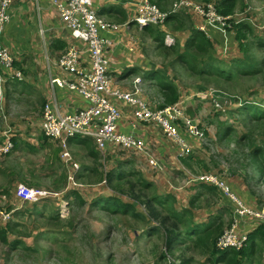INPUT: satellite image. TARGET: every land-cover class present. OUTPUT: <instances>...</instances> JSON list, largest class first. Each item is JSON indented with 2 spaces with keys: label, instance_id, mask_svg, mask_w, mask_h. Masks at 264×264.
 Listing matches in <instances>:
<instances>
[{
  "label": "crops",
  "instance_id": "crops-1",
  "mask_svg": "<svg viewBox=\"0 0 264 264\" xmlns=\"http://www.w3.org/2000/svg\"><path fill=\"white\" fill-rule=\"evenodd\" d=\"M59 1L64 2L65 0ZM139 1L92 0L97 15L107 21L127 25L121 26L117 30L100 33L103 38H108L113 42L107 52L109 71L112 77L111 88L128 90L132 86L133 79L139 77L138 86L141 97L149 103L151 108H158L164 100V94L160 90L161 83L175 85L179 91V97L175 103L181 108L184 116L195 121L202 136H194L188 133L183 125L179 124L178 136L183 138L190 147L188 155H180L175 138L165 135L154 122L137 121L132 114L133 108L129 104L121 99L111 97L121 112L117 123L118 131L126 134L134 133L143 139L145 146L144 150L139 152L107 144L102 150L103 160L101 163L106 170L108 167L135 166L136 171L142 173V175L140 174L141 177L152 183L155 191L153 182L168 183L170 187L168 186L165 192H157L170 193L175 199L172 208L176 211L190 210V226L195 225L204 228L213 222V218L230 220L231 215H233V205L222 189L215 187L216 190L213 192V190L210 191V185L194 181L184 182L194 176L191 163L194 160L197 161L200 155L202 137L206 133L212 134L208 131L209 126L204 123V119L199 118L204 107L203 100L207 101L206 104H210L207 108L212 110V113L220 112L224 111V104L221 101L223 95L218 90L211 93L209 89L203 91L197 87L191 88L186 82V79H192L191 74L187 72L186 63L173 61L177 59V53H182L187 49L186 43L191 32L193 29L197 30V25L203 21L193 5L203 6L208 3L216 5L221 0H188L193 5L181 6L176 11L170 12L171 14L169 13L163 23L149 24L143 27H139L131 20ZM149 1L156 4L161 10L169 12L174 0ZM243 2L242 7H240L239 2L235 4L232 14L239 15L241 13L243 15L241 21L252 27L254 35H258L257 31L261 34L259 36H264V0H243ZM8 10L11 20L4 28L1 41L16 63V69L22 71V79H11L9 78L10 71L0 70V138L3 133H8L14 140L13 150L6 157L0 159V176L4 172V175L11 176L12 181L28 178L27 165L23 168L20 167L17 156L20 155L25 160L31 154L38 153L45 159V169L43 171L36 170V172L55 179L53 174L61 171V164H63L56 162V154L60 155L63 162L65 161L61 157L60 147L43 137L41 130L42 108L49 97L48 77L50 75L65 76L58 69L55 62L56 58L74 40L61 20L59 9L54 4V0H13ZM151 25L158 26L162 31L163 34L160 35V39L163 46L158 44L160 41L155 38L154 32L149 31L148 28ZM236 32L237 30L233 32L230 29L227 36L223 37L221 31L210 27V36L205 35L210 40L209 52L223 68L229 67L242 56L236 40ZM165 33H170L174 37L172 45L164 43ZM248 39L250 40V38ZM224 43H227L225 50ZM174 45L177 46L175 48L177 53L172 50ZM192 49L194 52L196 51L193 47H188V50L193 51ZM170 52H172L171 56ZM252 52L254 53V51ZM161 56L165 60H162ZM197 59L201 60L199 64H202L206 58ZM183 73L184 76L182 77L181 74ZM202 85L203 82L201 81L199 86ZM56 97L64 111L73 110L86 104L78 92L64 88H56ZM198 97L202 100H198ZM213 107L222 109L215 111ZM226 107L230 108L229 106ZM214 128L217 130V126ZM69 147L73 149L83 147L84 152L81 157L84 160L80 165L74 160L68 164L66 179L68 174L72 180H68L69 185L63 187L64 191L67 192L70 185H74L73 182L85 186H94L88 183L83 184L75 178L79 172L87 177L90 167L94 166L95 160L93 154L89 153V147L101 154L94 139L79 135L68 140V150ZM150 158L157 161L155 166L150 163ZM14 162L17 163L16 167H20L16 173L13 170ZM74 165H77L78 168H75ZM248 168H251L252 172L256 170L252 166ZM19 172H21V176ZM243 172L248 174L247 168ZM183 178L185 179L182 183ZM225 182L244 203L257 206L253 195L249 192L250 190L246 189L244 182H237V179L236 182L231 183L230 180H225ZM188 187H193V190H186ZM71 188L73 187L71 186ZM0 190L3 192L1 187ZM32 192L33 195L29 196L28 203L32 205L42 204L43 207L48 208H50L49 197L59 194L38 188L33 189ZM1 196L4 197L5 195ZM213 196L216 197L215 201ZM181 197L184 199H180ZM200 200L205 201L207 208L201 216H197L196 209L202 208ZM59 201L53 202L55 210L60 205ZM178 203H181L182 206H178ZM204 216L205 218H203ZM199 217L202 219L196 220ZM239 225L245 232L251 231L256 226L254 222L252 224L248 221V217H240Z\"/></svg>",
  "mask_w": 264,
  "mask_h": 264
},
{
  "label": "rangeland",
  "instance_id": "rangeland-1",
  "mask_svg": "<svg viewBox=\"0 0 264 264\" xmlns=\"http://www.w3.org/2000/svg\"><path fill=\"white\" fill-rule=\"evenodd\" d=\"M256 33L261 35L257 31ZM252 51H254L257 58H264V48H255L252 49ZM171 53L172 52H170V56L172 55ZM163 58L164 57L161 56V59L165 60ZM254 67H259V64H256ZM262 67L263 71L256 75H236L233 79L228 81L221 78H217V80L215 76L208 75L206 80L200 79L203 85L199 86L201 81L196 80L197 77L191 74L192 79H186V82L191 88L197 87L199 90L203 91L209 89L211 93L218 90L219 93L223 95L221 101L224 104V110L229 109L226 106L230 108L235 106L236 102L233 98H249L261 107H264V64ZM230 69L233 70V67L231 66ZM181 76L183 77L184 73L181 74ZM198 100H202V98L198 97ZM203 102L204 107L202 108L203 111H201L199 118L201 120L204 119V123L209 126L208 131L212 134L208 135L206 133L202 137L200 155L197 161L194 160L191 163L193 175L195 176L203 172H212L224 182L225 180H230L232 183L236 182L237 179V182H244L248 191H254L253 199L255 198L254 201L256 205L263 204L264 170L262 169H264V167L261 169L262 171L256 168L255 172L254 170L252 172L251 168H247L248 174L243 172L246 167L242 166L244 162V155L242 153L246 151L247 148L241 145L242 142L237 141V135L246 131L247 126L242 127L240 125L237 115L233 116L229 114L216 116L215 113L217 112L212 113V110L207 108L210 104H206L205 102L207 101L205 100H203ZM213 109L219 111L222 108L213 107ZM223 121L233 125L234 132L221 141L216 139V129L214 126H217ZM256 124L253 123L256 127L255 131H253L255 137L250 138L252 140L253 138L255 139L256 145L264 144L262 138L264 120L259 119ZM69 151L72 160L66 163L62 161L60 155L56 154V162H62L63 164H61V171L53 174L55 179L45 177L40 175L39 172H36V170L43 171L45 169V159L38 153L31 154L29 158L25 160L20 155L17 156L20 167L23 168V166L27 165L29 170L28 178L12 181L11 176L4 175V172L1 174L0 187L3 192H6L3 193L0 190V193H3L0 194V207L12 211L17 209L10 218L12 219L11 221L17 222V231L15 234L9 233L8 237L10 240L15 238L21 239L24 242V246L37 248V250L25 249L23 245H20L14 251L8 253L7 251L9 248L7 245L0 242V264H180L181 260L190 257H193L191 264H212L211 260L208 259L209 257L213 259L217 253L212 243L215 242L219 234L229 227L231 219H216L214 227L216 230H219V232L215 237L210 236L206 238L207 242L211 243V246L207 247L209 252L206 251L205 255L200 253V249L203 247L196 244V241H194L196 239L186 236L187 227L183 226H180L178 232H176L177 239H179L181 243L177 241L175 243L176 247L171 252L167 251L164 246L165 240L163 239L161 230L142 234L146 231V228L151 225L150 221L134 218L131 214L123 215L120 213H110L100 207H97L95 210H88V204L92 200L111 195L109 193L110 191L103 183H88L94 186L82 185L78 187L72 184L70 185L68 190L78 189L87 199L81 208L76 206L74 198L63 199L66 194L64 188L69 185L68 180H71L69 178L71 176L68 174L66 179V172L69 169L68 164L74 160L80 165L84 160H82L81 157V154L84 152L83 147H80V149L69 147ZM99 152L101 154H99L97 160L93 162V165L97 166L99 169L98 171L102 170L105 172L106 169L101 163L103 160V152L100 150ZM56 162H54V164H56ZM14 164L15 167L13 170L16 173L20 167H16V162H14ZM115 168L120 169L123 173L128 171L131 173L130 175H125L126 179L120 184L124 189L128 187V181L131 180L136 184L135 188L143 191L147 196H150L154 192L152 186L150 188H143L139 185L137 181H140L142 173L137 172L135 166L108 167L107 171ZM19 175L21 176V172H19ZM98 177L97 174L95 176L96 181H98ZM184 179L185 178L182 179V183ZM80 181L83 184H87L88 182L87 179ZM186 181L188 182L187 179L184 182ZM153 183L156 191L159 192H165L166 188L169 186L168 183L163 184L159 181ZM17 184L19 185L15 188ZM71 186L73 188H71ZM35 188L59 193L55 196H51L53 198L49 197L50 208L43 207L44 205L42 204L32 205L28 203V198L30 195H33L32 190ZM186 190L192 191L193 187H188ZM1 195L5 196L3 197ZM215 198L216 197L213 196L214 201ZM60 199L61 201H59ZM126 199L124 198L122 201H126ZM180 199L183 200L184 198L181 197ZM58 201L60 205L58 209L55 210V204H53V202ZM200 202L202 203V208L196 209L197 216H201L202 212L207 208L205 201L200 200ZM178 206H182L181 203H178ZM134 210L139 213L144 212L140 204H136ZM34 211H43L46 215L56 211L58 212V219H55L53 216L45 217L46 215L40 217L34 214ZM162 211L167 212L169 208H167V211L163 208ZM187 218H189V216H187ZM203 218H205V216ZM199 219L202 218H196V220ZM0 226L2 225L0 224ZM45 226L50 227L48 229L55 234L48 239L36 238L37 231L44 230L39 228ZM247 232L249 231H246V233ZM258 244H260V241Z\"/></svg>",
  "mask_w": 264,
  "mask_h": 264
},
{
  "label": "built area",
  "instance_id": "built-area-1",
  "mask_svg": "<svg viewBox=\"0 0 264 264\" xmlns=\"http://www.w3.org/2000/svg\"><path fill=\"white\" fill-rule=\"evenodd\" d=\"M13 0H0V70L10 71L9 78L22 79V71L14 69L13 58L7 47L2 43L1 37L5 26L11 20L9 6ZM59 9L61 20L67 27L69 35L74 40L68 44L56 58L58 69L65 76L48 77L49 97L42 108L41 130L44 136L61 146V156L65 162L72 160L68 150V140L75 136H88L94 139L97 148L102 151L107 144L117 148L144 150V141L134 133L118 131L117 123L121 116L120 109L111 100L115 97L125 101L133 110L132 114L137 121L154 122L161 131L169 137L176 139L180 155H188L190 147L178 136L179 124L194 136H202L197 124H193L188 116H184L177 103L168 104L161 108H151L140 94L138 86L140 79L135 77L128 90L111 88L112 77L109 71L108 49L112 40L103 38L100 33L117 30L121 25L107 21L97 15L92 0H54ZM193 5L188 0H175L169 12L161 10L149 0H140L135 8L131 20L139 27L149 24L163 23L170 12L181 6ZM194 9L203 18L197 25L198 30L210 36L209 28L221 31L227 36L228 30L233 29V23L243 19V15L217 12L215 5H193ZM163 41L172 45L174 37L165 33ZM227 43H224V50ZM56 88H64L78 92L85 100V105L73 110L64 111L57 100ZM14 148L12 136L3 133L0 138V158L8 155ZM103 152V151H102ZM150 163L156 165L157 161L150 158ZM78 168L77 165H74ZM72 180V177H69ZM189 181L200 182L206 185L217 186L226 195L233 205L232 221L216 240L219 250L226 248L240 249L243 247L247 233L239 225L240 217H248L253 224L264 222V204L252 206L244 203L229 185L212 172H203L192 176ZM74 186H82L74 183ZM12 217V210L0 207V222H6Z\"/></svg>",
  "mask_w": 264,
  "mask_h": 264
},
{
  "label": "trees",
  "instance_id": "trees-1",
  "mask_svg": "<svg viewBox=\"0 0 264 264\" xmlns=\"http://www.w3.org/2000/svg\"><path fill=\"white\" fill-rule=\"evenodd\" d=\"M237 2L240 3V7H242L244 4L243 0H221L217 2L215 8L220 14H232L234 11L233 8ZM241 20L242 19L233 23L232 31L234 32V30H237L236 40L238 42L242 56L240 59L235 60V62L229 67L223 68L219 61L211 55L209 52L210 40L198 29H193L191 32L189 40L186 43L187 49L184 52L177 53L178 51L175 50L177 46L174 45L172 47V50L177 53V59H174L173 61L186 63L187 72L194 75L197 77L196 79L199 80H206L208 75H212L215 76L216 79L221 78L225 81H228L233 79L236 75L253 76L263 71L262 65L264 64V58H257L256 54L252 52V49L264 48V36L254 35V30L252 31V27ZM148 29L151 31V33L154 32L155 38L159 39L160 41L158 44L161 45L160 35L163 33L160 28L158 26L151 25V27ZM248 38H250V40ZM190 46L196 51L194 52L193 49V51L188 50V47ZM204 57L206 59L202 61V64H199V61L201 60H198L197 58ZM256 64H259V67H254ZM13 66L17 68L15 62H13ZM231 66L233 67V70L230 69ZM160 90L164 94V100L159 105L158 109L165 105L173 104L177 101L179 97V91L175 85L170 83H161ZM233 99L236 102L234 107L217 112L215 115H237L240 125L242 127L247 126L246 131L242 132L240 135H237V141L242 142L241 145L247 148L246 151L242 153L244 155V162L242 163V166H245L246 168L252 166L258 170H261L264 167V144L256 145L255 139L253 138L252 140L250 137H255L253 135V131H255L256 127L253 125V123L256 124L259 119L264 120V107H261L259 104L255 103L249 98ZM233 132V125L223 121L217 125L215 136L217 140H223ZM262 134V138L264 140V131H262ZM43 137L48 139L44 135ZM53 142L56 143L55 141ZM58 146L60 147V150H62L61 146ZM89 153L93 154V158L96 161L99 153L96 150L94 151L92 147H89ZM246 168L244 170H246ZM98 170L99 169L97 166L94 165L93 167H90L88 173L89 175L87 177H84L81 172H79L75 177L76 180L87 179V183L99 184L103 182L104 186L110 191L109 193L111 195H106V197H100L92 200L88 204V210H95L97 207H100L101 209L110 213H120L123 215L131 214V216L134 218L141 220L146 219L150 221L151 225H149V227L146 228V231H144L142 234L146 232L153 233L155 231L161 230L163 239L165 240L164 246L166 250L170 252L176 247L175 243L180 241L177 239L176 233L178 232L180 226L187 227L186 236L195 238L196 240L194 241H196V244L203 247L200 249V253L205 255L206 251L209 252L207 247H210L211 243L207 242L206 238L210 236L215 237L218 234L219 230H216L214 227L216 218H213V222L204 228H200L195 225L190 226L189 218H187V216H190V210L183 209L179 212L172 208V203L175 201V199L170 193H158L153 189L154 192L150 196H147L143 191L137 190L135 188L136 184L131 180L128 181V187L124 189L120 186V184L126 179L125 175L131 174L130 171L123 173V171L118 168L111 169L109 171L106 170L105 172ZM97 174L99 176L97 179L98 181H96L95 178ZM137 182L143 188H150L152 186L151 182L144 180L142 177L140 181ZM215 187L217 186L211 185L210 191L213 190V192H215ZM250 193L254 197V191H250ZM65 198H74V203L78 208H81L82 205L85 204V200H87L84 194L79 192L77 189L67 190ZM124 198H127L126 201H122ZM136 204H140L143 207L144 212L139 213L138 211H135L134 207ZM163 208L165 211H167V208H169V211L163 212ZM15 210L17 209L12 211V215L14 214ZM34 214L40 217L46 215L43 211H34ZM51 216H53L55 219H58V212L55 211L54 213L46 215L45 217ZM11 220L12 219H9L6 222H0L2 225L0 226V242L7 245L9 248L7 251L8 253H11L20 245L24 246V242L21 239H9V233L15 234L17 231V222ZM231 221L232 218L230 222ZM48 228L50 227L45 226L39 228L44 230L37 231L36 238L38 237L39 239H48L50 236L55 234ZM216 239L215 242L212 243V246H214L217 253L213 259L212 257H209L208 259L211 260L212 264H264V222L257 223L251 231L247 232L245 243L240 249L226 248L219 250L215 244ZM259 241L260 244H258ZM24 248L32 249L33 251L37 250V248L27 246H24ZM192 258L193 257L183 259L180 261V264H191Z\"/></svg>",
  "mask_w": 264,
  "mask_h": 264
},
{
  "label": "water",
  "instance_id": "water-1",
  "mask_svg": "<svg viewBox=\"0 0 264 264\" xmlns=\"http://www.w3.org/2000/svg\"><path fill=\"white\" fill-rule=\"evenodd\" d=\"M190 119H191V118H190ZM191 120H192V123L195 124V121H194L193 119H191Z\"/></svg>",
  "mask_w": 264,
  "mask_h": 264
}]
</instances>
